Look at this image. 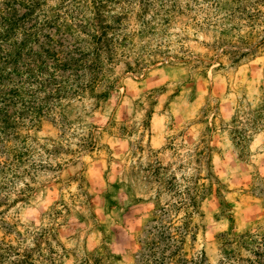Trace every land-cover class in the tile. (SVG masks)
<instances>
[{"label":"rangeland","instance_id":"1","mask_svg":"<svg viewBox=\"0 0 264 264\" xmlns=\"http://www.w3.org/2000/svg\"><path fill=\"white\" fill-rule=\"evenodd\" d=\"M178 2L0 149V264H264V0Z\"/></svg>","mask_w":264,"mask_h":264},{"label":"trees","instance_id":"2","mask_svg":"<svg viewBox=\"0 0 264 264\" xmlns=\"http://www.w3.org/2000/svg\"><path fill=\"white\" fill-rule=\"evenodd\" d=\"M79 2L58 0L50 7L46 0L1 2L0 149L6 148L9 138L21 137L23 128L48 117L59 100L93 87L104 67L122 52L130 15L145 28L149 10L165 23L179 4L178 0H89L86 8H80ZM9 250L0 245V263ZM15 255L9 264H24L29 257ZM142 259L145 264H166V257L154 255L152 242L139 250L137 263Z\"/></svg>","mask_w":264,"mask_h":264}]
</instances>
